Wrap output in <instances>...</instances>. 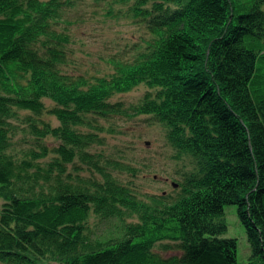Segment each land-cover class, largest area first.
<instances>
[{
	"label": "trees",
	"instance_id": "16d2710c",
	"mask_svg": "<svg viewBox=\"0 0 264 264\" xmlns=\"http://www.w3.org/2000/svg\"><path fill=\"white\" fill-rule=\"evenodd\" d=\"M134 10L148 19L144 52L89 82L63 71L57 0H0V264H239L237 241L221 237L227 205L247 233L246 264H264V0H139ZM140 85L138 105L110 103ZM16 112L28 113L32 158L10 152ZM87 115L151 117L199 172L176 197L139 198L112 175L128 168L89 152L103 128ZM76 160L88 177L67 170ZM91 215L119 226L93 238ZM167 242L182 256L155 254Z\"/></svg>",
	"mask_w": 264,
	"mask_h": 264
},
{
	"label": "rangeland",
	"instance_id": "374dc122",
	"mask_svg": "<svg viewBox=\"0 0 264 264\" xmlns=\"http://www.w3.org/2000/svg\"><path fill=\"white\" fill-rule=\"evenodd\" d=\"M138 1L57 0L62 11L54 28L69 38L65 48L67 62L62 67L63 71L94 82L93 78L110 76L113 61H132L143 53L144 40L148 39L145 28L148 19L136 17L134 9ZM147 91L145 85H140L129 92L115 94L110 103H122L126 107L138 105ZM42 101L46 110L54 105L48 99ZM27 114L16 112V116L9 120L17 127V132L10 135L13 145L10 152L18 158H32L37 152L35 140L28 135L25 125L21 126V119ZM40 119L52 126L59 124L49 114L42 115ZM86 120L103 128L99 133L103 143L92 146L89 152L100 157L101 165L112 161L128 168L114 170L112 175L122 185L132 188L139 198L146 199L147 195L176 197L183 182L199 172L197 160L188 153L181 154L170 143L168 129L151 117H113L106 120L96 115H87ZM44 141L48 149L58 144L52 138ZM50 157L48 154L35 162L44 165ZM67 170L72 174L90 175L88 166L79 160L75 161V170L74 165H68ZM94 176L99 179L96 173ZM223 220L227 231L221 237L237 241L238 263L246 264L251 250L246 230L238 217L237 206H225ZM131 221L135 220H126ZM118 226L115 219L102 220L91 215L87 220L93 238L97 235L108 237ZM164 244L169 247L157 245L153 250L159 257L166 260L182 256V251L176 245L170 242Z\"/></svg>",
	"mask_w": 264,
	"mask_h": 264
}]
</instances>
